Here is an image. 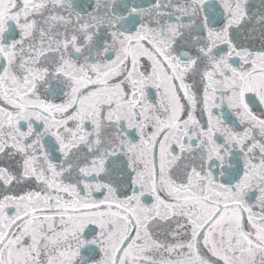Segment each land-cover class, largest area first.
I'll return each mask as SVG.
<instances>
[{
	"label": "snow or ice",
	"instance_id": "obj_1",
	"mask_svg": "<svg viewBox=\"0 0 264 264\" xmlns=\"http://www.w3.org/2000/svg\"><path fill=\"white\" fill-rule=\"evenodd\" d=\"M0 264H264V0H0Z\"/></svg>",
	"mask_w": 264,
	"mask_h": 264
}]
</instances>
